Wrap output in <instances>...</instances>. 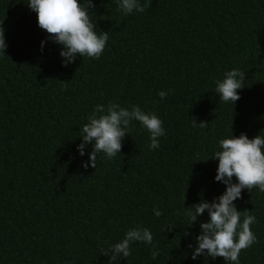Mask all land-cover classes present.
I'll return each mask as SVG.
<instances>
[{
    "label": "trees",
    "instance_id": "16d2710c",
    "mask_svg": "<svg viewBox=\"0 0 264 264\" xmlns=\"http://www.w3.org/2000/svg\"><path fill=\"white\" fill-rule=\"evenodd\" d=\"M27 2L0 0V264H108L102 251L133 227L148 228L152 244L132 242L113 264H227L192 259L209 217L189 226L185 213L226 190L215 180L219 140L264 135V0H151L127 15L117 0H93L90 18L109 40L99 58L67 66ZM233 68L246 72L234 105L215 92ZM112 101L155 112L166 135L149 149L150 133L132 121L121 153L84 168L92 144L79 154L81 129ZM241 197L234 203L255 215L257 239L239 262L264 264V192Z\"/></svg>",
    "mask_w": 264,
    "mask_h": 264
},
{
    "label": "clouds",
    "instance_id": "9594fccd",
    "mask_svg": "<svg viewBox=\"0 0 264 264\" xmlns=\"http://www.w3.org/2000/svg\"><path fill=\"white\" fill-rule=\"evenodd\" d=\"M118 10L125 15L133 12H144L151 6V0L141 4L140 0H117ZM28 7L37 14L38 26L46 31L49 38L62 45L60 56L63 64L75 61L77 56L99 58L109 40L106 31H96V23L90 18L89 8H94L93 0L81 3L80 0H28ZM42 41V45H43ZM4 28L0 22V52L5 53ZM246 72L233 68L224 73L223 79L216 81L215 92L223 102L234 103L240 99L238 90L244 87ZM169 93L161 90L158 95L164 99ZM132 121H138L149 133V149L160 147V137L166 135L163 121L155 112H145L139 105L131 108L122 107L112 101L107 105L98 104L89 114L87 123L81 129L82 142L77 146L79 154H85L86 145L92 144L89 160L83 162V167H97V156L104 153L109 159L121 153L122 140L131 131ZM209 122H196L193 127L204 128ZM220 150L214 154L218 159L215 180L222 182L226 190L211 202L201 200L187 208L185 215L191 226L197 218L207 211L209 219L200 223V234L195 237L196 246L192 252V259L200 255L213 259L223 257L227 264H240L239 256L242 250L249 248L256 242V235L251 225L256 217L251 211L237 209L234 201L242 198V190L250 192L258 188L264 192V135L260 133L253 138L241 133L219 140ZM233 177L236 182H233ZM155 216L162 215L158 208L153 209ZM152 244L153 235L148 228H130L124 238L115 243L102 254L110 257L108 264H113L122 254L127 258L130 254L132 242ZM189 247H192L190 244ZM152 258L159 255L158 250H152Z\"/></svg>",
    "mask_w": 264,
    "mask_h": 264
}]
</instances>
